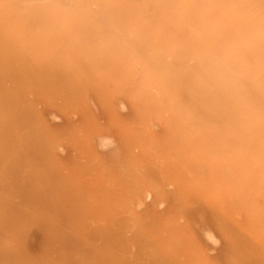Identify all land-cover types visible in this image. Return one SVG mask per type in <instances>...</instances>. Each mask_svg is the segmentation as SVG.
Returning <instances> with one entry per match:
<instances>
[{"label":"rangeland","instance_id":"obj_1","mask_svg":"<svg viewBox=\"0 0 264 264\" xmlns=\"http://www.w3.org/2000/svg\"><path fill=\"white\" fill-rule=\"evenodd\" d=\"M0 264H264V0H0Z\"/></svg>","mask_w":264,"mask_h":264},{"label":"bare ground","instance_id":"obj_2","mask_svg":"<svg viewBox=\"0 0 264 264\" xmlns=\"http://www.w3.org/2000/svg\"><path fill=\"white\" fill-rule=\"evenodd\" d=\"M8 66V65H7ZM10 70V69H9ZM12 99H13V101L14 100H16V98L14 97V95H12ZM3 101H6V99L5 100H3ZM17 101V100H16Z\"/></svg>","mask_w":264,"mask_h":264}]
</instances>
